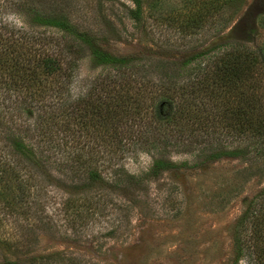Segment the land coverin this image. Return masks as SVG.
<instances>
[{"label": "rangeland", "instance_id": "374dc122", "mask_svg": "<svg viewBox=\"0 0 264 264\" xmlns=\"http://www.w3.org/2000/svg\"><path fill=\"white\" fill-rule=\"evenodd\" d=\"M32 4L57 13L70 30L92 38L102 49L130 56L132 69L123 72L95 64L87 44L79 40L74 48L81 46L82 53L70 67L67 60L75 55L61 46L73 35L35 22L26 13ZM131 9L132 0H0V30L15 31L17 36L40 32L53 36L54 41L46 38L45 43L53 44L45 49L71 73L67 91H56L61 82L52 77L42 89L34 88L29 100L39 107L32 105L33 113L26 110L28 97L22 104L25 111L1 108L0 193L6 194H0V210L18 195L12 183L4 182L13 175L11 168L3 172L6 165L11 164L23 180L26 174L34 182L28 200L36 201L46 191L50 196L43 210L34 204L26 212L16 208L19 216L2 224L0 262L29 264L31 258L44 256L50 264H69L71 258L94 264H234V225L264 188V135L259 141L263 146H258L253 136L236 134L233 118L220 120L211 112L214 102L228 97L225 88L208 87L199 102L205 110L193 106L187 113L182 110L188 107L185 96L177 86L188 73L196 75V66L213 78L226 53L241 47L253 52L254 59L249 84L244 85L246 101L260 112L264 0H141L139 20ZM200 52L205 54L185 66L178 64ZM32 56L27 46H17L12 59L33 65L24 60ZM114 84L130 92L135 105H143L136 108L128 99L130 117L119 122L117 138L100 139L97 133H105L103 123L110 121L105 117L114 114L104 104L116 95L110 91ZM166 95L176 110L170 123L154 117V105ZM87 99L93 104L101 101L102 115L94 123L79 124L71 110L85 106ZM112 129L109 125L107 131ZM11 132L23 139L28 155L9 152ZM231 149L243 155L208 158L211 152ZM157 159L171 166L153 171ZM19 162L23 169L16 166ZM87 166H95L104 179L75 190L71 183L85 180ZM122 169L133 177H126ZM112 176L121 179L113 185ZM38 214L45 215L47 223L38 222ZM245 262L243 258L237 264Z\"/></svg>", "mask_w": 264, "mask_h": 264}, {"label": "trees", "instance_id": "16d2710c", "mask_svg": "<svg viewBox=\"0 0 264 264\" xmlns=\"http://www.w3.org/2000/svg\"><path fill=\"white\" fill-rule=\"evenodd\" d=\"M132 3L134 4V9H131L132 15L134 18L139 20L140 15V8H141V0H132ZM26 13L32 15L35 22L47 25V26H55L60 31H63L66 33H69L70 35H73L71 37V41L64 42V46H61L63 49H66L67 51H70L75 55V57H69L67 62L72 64L70 67L74 66L76 59L80 58V53L82 50L81 46H77L74 48L77 43H75V40L83 41L85 44H87L91 59L92 61L97 65H110L112 68L117 70H123V72L127 71V67L131 68L132 64V58L130 56H118L115 54H112L104 49H102L99 45H97L95 42H93L92 38H88L85 36V34L78 33L75 30H70L69 25L67 22L61 17L53 12V11H45L43 9H37L34 4H32V7H30ZM15 31H6L3 32L0 30V112L1 108L10 109L16 108V109H23L25 111V107L22 104L26 103V97H28V108L27 111H30L29 113H33L32 105H35L36 107H39V103H31L29 100V94L32 93L35 87H40L42 89L45 85V82L48 81L49 77H52L53 80H58L61 82V86H57L55 89L57 90H68L70 79H71V73L67 71V69H63L60 65V61H58V58L55 57L53 52H49L45 49V46H47L48 43L46 42V38L50 39V41H54L53 36H50L49 34L45 35L43 32H40L38 34H22L21 36H17L14 34ZM53 44V42L51 43ZM54 44H57L56 41ZM17 46H27L28 52L32 53V57H27L26 61H31L33 65H26L16 59H12L15 48ZM69 53V52H68ZM253 52L246 51L241 47L233 48L230 52L226 53V58L223 57L222 65L220 67H217L218 72L216 75L211 78L209 76V73L205 71H201L203 68L198 67L196 75L193 77L190 76V74H194L195 72L192 71V73H188L189 78L184 79V83L179 86L178 89L181 88V94L185 96V101L188 105L185 106L182 110L192 108L193 106H196L200 111L205 110L206 106L203 103H199L203 100V98H206L204 95L206 94V91L208 90V87L215 88H225L224 92H227L228 97L223 102L222 99H220V102H214L213 110L211 112H214L220 117V120L227 119V118H233V121H230L232 129L235 130L237 135L245 136V134H248L252 139L255 138V141H258V146L263 143L259 142L260 137L264 135V110H263V104H258L259 107H262L260 112L256 109L254 110L253 104L251 102L246 101L248 99L249 93L248 90H244V85H248L247 83L249 81L250 76L252 75V66L251 62L254 60L252 59ZM205 54L204 52H200L195 55H191L187 57L186 59H183L180 64L181 66H185L187 63H189L192 59L195 57L201 56ZM252 59V60H251ZM132 61V62H131ZM169 62H167L168 64ZM173 66H175V63H172ZM129 68V69H130ZM180 68V66H178ZM178 70V69H177ZM26 72V73H25ZM167 72V71H165ZM126 74V73H125ZM166 74V73H165ZM180 73L177 72V77L184 78ZM34 76V77H33ZM167 76V75H166ZM198 76V77H195ZM168 78V77H167ZM174 78H176L174 76ZM131 80V79H130ZM45 81V82H44ZM171 83V82H170ZM172 85H176V81L171 83ZM171 85V86H172ZM117 86V87H116ZM163 86H166L165 89L171 90L170 87H167L166 84ZM47 88H51L47 84ZM27 89V92L25 93ZM234 90V93L232 92ZM110 91L117 92L116 95H112L109 97V99H112L110 102L107 100H104V104L109 105L113 109L114 114L108 113L109 116L105 117V119L110 120L106 121L103 124H106V132L99 134L97 133V136L100 137V139L104 138L106 135L109 137H112L114 139L115 135L117 133V128L119 127V122L121 120H125L123 116L130 117V110L128 109L127 105L129 104L130 99V92L127 93V91H123L121 86H118L116 84L113 85L112 89ZM171 92V91H170ZM229 92L232 93V95H229ZM25 93V94H23ZM52 93V92H51ZM22 96H19V95ZM33 97V96H32ZM168 96L166 97H160L159 100L154 105V117L156 121L160 122H168L170 123L172 119L176 117V110L175 106L173 108L171 102L172 99L169 98L171 101L168 100ZM85 101V100H84ZM88 101V102H87ZM87 104L83 107H80L77 105V107H74L71 112L74 114L75 119H77V123H94L98 121L96 117L101 118L102 110L100 108V102L98 103H91L90 99H87ZM132 105L136 108H141L143 105L137 104L135 105V101H131ZM226 102V103H225ZM106 107V106H105ZM221 108V109H220ZM107 109V107H106ZM173 109V110H172ZM36 110V109H35ZM135 112V111H133ZM253 112H255V119L253 117ZM214 113V114H215ZM215 117H218L216 116ZM175 115V116H174ZM122 118V119H121ZM203 120L198 119V123L202 122ZM109 125L112 126V131L108 132ZM121 132V131H120ZM13 138L11 139V150L9 152L12 155H20V156H26L28 155L27 149L24 147V142L19 135H14L13 132ZM110 134V135H109ZM154 143H149V146L153 145ZM259 150V149H257ZM243 155V153H240V150L238 149H231V150H225L220 151L216 153L215 155L213 152L209 153L208 158H215V157H222V156H237V155ZM12 158V157H11ZM10 164V163H8ZM21 162L17 163L16 166L23 169V166H20ZM152 170L157 171L158 169H168L171 164L165 159L162 160H154L152 164ZM26 169V166H24ZM13 173L9 174L11 178H5L4 182H10L12 183L13 188L18 192V195L15 196V200L13 202H6L4 203L3 207L0 210V230L2 224L6 225V222L9 221V219L15 220L16 217L19 216L18 212H14L16 208H23L24 212H26V209L30 207L31 205L39 206L38 208H42L45 206L46 201L49 199L48 196H50L47 191L40 194V196L37 198V200H28V196L30 195L31 186L34 182L28 181L27 177H25L26 174H24V180L20 177L18 172L14 174L13 172V166L6 165L5 168H3V172L7 173L8 169ZM76 169V167H75ZM77 172V169L74 170ZM71 172V171H70ZM85 175L84 181H74L75 183H71V186L77 190H81V188H84L87 185H91L92 183L101 182L104 178H102L101 173L97 170V168L89 166L85 167ZM122 174H125L126 177H133L131 174L126 173L125 169H122ZM4 173V176H5ZM77 175V173H75ZM78 176V175H77ZM73 177L75 175L73 174ZM114 177V178H113ZM117 176H112L110 180H112V184L115 185L116 181H118L119 178H116ZM78 178V177H77ZM71 182V181H70ZM88 182V183H87ZM114 182V183H113ZM7 187L9 188V184L7 183ZM5 195L6 193H0ZM73 199L69 200L72 201ZM35 201V202H34ZM20 204V205H18ZM17 205V206H16ZM66 206H69L68 203ZM91 203L89 202L90 208ZM87 208V209H88ZM79 212V211H78ZM79 215V214H78ZM46 217L45 215L38 214L37 220L40 223H47L43 220V218ZM240 219L237 220V222L234 225L233 229V263L237 264V262L241 261L243 258H245L246 262L245 264H264V188L260 192L259 196H257V199L252 198V200L249 201L245 211L241 214L239 217ZM22 224V223H21ZM27 224V223H26ZM30 225V224H27ZM249 233V236H246L245 233ZM71 258V257H70ZM32 260L29 261V264H50L51 262L45 258L44 256H36L34 258H31ZM2 260L0 264H14L13 261L10 262L9 259ZM69 264H94L91 262H86V260H83V262L80 263L79 260H75L74 258H71L69 261Z\"/></svg>", "mask_w": 264, "mask_h": 264}]
</instances>
